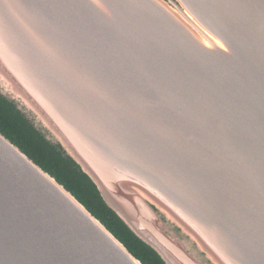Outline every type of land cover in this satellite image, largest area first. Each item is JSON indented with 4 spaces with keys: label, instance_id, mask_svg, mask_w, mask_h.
<instances>
[{
    "label": "water",
    "instance_id": "1",
    "mask_svg": "<svg viewBox=\"0 0 264 264\" xmlns=\"http://www.w3.org/2000/svg\"><path fill=\"white\" fill-rule=\"evenodd\" d=\"M0 95L164 264H264V0H0ZM0 264H143L0 133Z\"/></svg>",
    "mask_w": 264,
    "mask_h": 264
},
{
    "label": "trees",
    "instance_id": "2",
    "mask_svg": "<svg viewBox=\"0 0 264 264\" xmlns=\"http://www.w3.org/2000/svg\"><path fill=\"white\" fill-rule=\"evenodd\" d=\"M0 133L70 191L143 264H164L156 253L137 238L104 204L91 182L79 174L54 145L46 142L31 122L17 110L15 104L2 95H0Z\"/></svg>",
    "mask_w": 264,
    "mask_h": 264
}]
</instances>
